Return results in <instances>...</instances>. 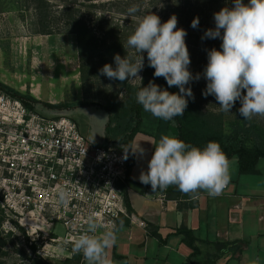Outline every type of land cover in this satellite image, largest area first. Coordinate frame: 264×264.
I'll return each instance as SVG.
<instances>
[{"label":"clouds","instance_id":"clouds-1","mask_svg":"<svg viewBox=\"0 0 264 264\" xmlns=\"http://www.w3.org/2000/svg\"><path fill=\"white\" fill-rule=\"evenodd\" d=\"M232 3V7H223L213 14L215 27L207 29L201 37L221 40L219 50L215 47L207 50V65L202 74L193 75L190 71L187 31L177 27V16L173 14L162 23L152 12L136 17L134 31L127 39L128 47L138 55L115 54V67L105 64L99 74L121 83L137 78L142 81L139 73L144 68L143 54L146 53L154 77H163L169 88L179 89L173 93L149 81L136 92V102L153 117L163 121L182 117L188 98L194 100L191 87L186 86L203 76L207 83L202 95L214 96L222 112L230 113L239 101L238 112L244 120L264 118V0H248V3L232 0ZM139 11L137 5L127 10L130 17ZM198 26L196 17L191 27ZM84 112L95 125L106 126L109 115L100 118ZM96 134L100 132L94 133L93 141ZM152 144L154 152L147 170L141 171L138 179L150 185L153 192L175 186L192 200L198 199L201 191L218 197L229 186L233 168L239 162L236 156L230 159L216 141H209L201 148L175 136L162 135ZM138 152L141 156L145 154L142 148ZM72 198L73 193L67 187H61L56 193L57 203L63 207L69 206ZM123 226V221L108 226L98 212H89L81 226L82 234L72 241V254L82 255L85 264H116L109 250L116 245L117 233ZM250 264H262L260 257L252 259Z\"/></svg>","mask_w":264,"mask_h":264},{"label":"rangeland","instance_id":"rangeland-1","mask_svg":"<svg viewBox=\"0 0 264 264\" xmlns=\"http://www.w3.org/2000/svg\"><path fill=\"white\" fill-rule=\"evenodd\" d=\"M198 0H45L47 11L54 14L55 20L61 8L65 5L77 11V15L86 20L88 26L99 36H104L110 42L119 41L127 55L135 56V50L129 48L127 39L136 26V17L148 13H155L161 18V22L167 21L171 15L178 18V28L187 31L186 44L190 53V71L193 75L203 73L207 65V50L215 47L220 49V39H204V32L214 28L213 14L220 9L217 6H207L198 3ZM248 3V0H243ZM191 4L190 6H188ZM137 5L140 11L134 17L128 15V8ZM232 0H227V7H232ZM180 7V8H179ZM180 9L182 14L176 13ZM35 5L30 0H0V84L14 94L32 98L38 104L32 106L34 112L47 118L63 116L75 123L79 133L91 144L100 145L104 139V128L95 125L89 115L100 118L107 115L105 110L94 107H77L83 101L94 104H105L108 100H122L124 93L119 90V85L105 76L99 74L101 67H91L82 70L75 38L66 33L61 25L51 35L35 33L39 27L35 23ZM199 18V26L191 27L194 18ZM145 60L147 54H143ZM144 60V61H145ZM142 72V71H141ZM141 72L139 75L141 76ZM83 76L85 80H83ZM128 84L137 86L140 80L126 81ZM207 81L201 76L199 81H192L186 87H191L194 94L192 100L201 112L221 117L222 129L225 134L229 133L233 126L244 120L238 109L241 106L237 101L230 113L222 112L215 97L206 98L202 95ZM177 88V87H176ZM178 89V88H177ZM179 90V89H178ZM45 104L64 105V110L52 111L45 108ZM84 111H82V110ZM254 125L258 130L264 131V118L254 117L248 121V125ZM96 131L94 141L92 137ZM153 142L149 135L138 134L132 143L134 158V171L138 177L141 171L147 170L150 160V150ZM142 148L145 154L141 156L138 150ZM0 233L7 237L5 262L8 264H20V256L17 251H23L31 256L28 246L30 239L24 229L18 230L13 227L15 223L9 217L3 215ZM10 224V225H9ZM55 233L58 237H64V230L57 225ZM32 244L35 255L50 264H64L72 257L69 245L55 246L61 252L50 254L40 252V236ZM22 264H27L23 262Z\"/></svg>","mask_w":264,"mask_h":264},{"label":"built area","instance_id":"built-area-1","mask_svg":"<svg viewBox=\"0 0 264 264\" xmlns=\"http://www.w3.org/2000/svg\"><path fill=\"white\" fill-rule=\"evenodd\" d=\"M128 159L123 144L93 145L70 119L41 116L0 89V210L26 231L29 246L37 245L38 236L45 254L72 246L91 211L108 226L129 220L123 202ZM61 187L73 193L67 207L57 203Z\"/></svg>","mask_w":264,"mask_h":264},{"label":"crops","instance_id":"crops-1","mask_svg":"<svg viewBox=\"0 0 264 264\" xmlns=\"http://www.w3.org/2000/svg\"><path fill=\"white\" fill-rule=\"evenodd\" d=\"M132 143L123 193L130 219H119L128 224L118 231L117 243L109 250L116 264H203L215 253L213 243H228L232 248L215 264H250L256 257L264 264V162L257 166L259 174L250 176L239 175L235 165L222 195L213 198L201 191L192 200L182 197L175 186L153 192L150 185L140 183ZM153 152L154 147L150 156ZM140 222L144 228L138 226ZM181 227L191 230L196 239L199 253L193 263L187 261L191 250L176 234Z\"/></svg>","mask_w":264,"mask_h":264},{"label":"trees","instance_id":"trees-1","mask_svg":"<svg viewBox=\"0 0 264 264\" xmlns=\"http://www.w3.org/2000/svg\"><path fill=\"white\" fill-rule=\"evenodd\" d=\"M30 1L35 5V23L39 27V30H36L35 33L51 35L54 33V30L60 27L58 25H61L66 33L73 35L75 38L82 70L87 71L91 67L102 68L105 64H111L115 67L114 55L119 54L121 57L127 55L119 41L110 42L106 37L97 35L88 26L86 20L77 15V11H74L73 8L67 5L63 6L55 20L53 18L55 17L54 14L46 10L47 5L45 0ZM60 1L64 2V0ZM197 2H201L207 6L214 5L219 9L227 7V0H198ZM176 13L182 14L180 9H177ZM153 73L154 69L148 66L146 59L141 72L142 81L137 86L130 85L126 81L123 83L115 81L119 85V90L124 93L122 100H117L114 97V99L108 100L105 104H94L83 101L77 105V107L100 108L105 110L107 115H109L104 128V142L123 144L130 151L131 143L138 134L149 135L156 142L159 141L162 135H171L201 148L206 146L209 141H216L221 145L230 159L233 156L238 157L237 172L239 175L250 176L259 174L257 166L260 162H264V131L258 130L252 124L248 125L247 120H242L241 123L233 126L229 133L225 134L222 129L221 117L201 112L197 105L189 98L188 107L182 117H175L171 121H163L153 117L149 112H145L142 106L136 102V92L141 87H145L149 81H153L161 88H165L170 92H179L175 86L169 88L163 77H154ZM83 80H85L84 76ZM0 89L10 94L13 98L20 100L29 109H32L33 105L38 104L32 98L12 93L1 84ZM44 107L52 111L64 110V105L45 104ZM181 196L186 197L185 194ZM127 211L130 213L128 209ZM4 221L5 217L0 210V228ZM119 223L120 220L118 219L116 224ZM126 224H128L127 220L123 222V225ZM14 228L22 230L16 226ZM176 234L181 236L182 243L191 250L187 261L193 263L192 258L199 253V250L195 246L196 239L191 230L181 227L176 230ZM10 236L8 234L6 238H3L0 233V264H8L5 262L6 253L4 248L7 246V237ZM229 245L228 243H213L212 246L215 253L203 264H215V261L219 257L232 251ZM28 250H30L31 256H28L23 251L16 252L20 256V264L23 262L27 264H50L35 255V248L33 246H28ZM80 260V255H72L64 264H79Z\"/></svg>","mask_w":264,"mask_h":264}]
</instances>
